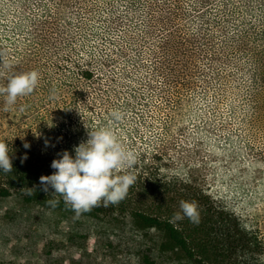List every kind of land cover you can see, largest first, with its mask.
<instances>
[{
	"label": "rangeland",
	"instance_id": "374dc122",
	"mask_svg": "<svg viewBox=\"0 0 264 264\" xmlns=\"http://www.w3.org/2000/svg\"><path fill=\"white\" fill-rule=\"evenodd\" d=\"M81 1L0 0V87L14 74L39 73L35 91L7 110L0 94V140L58 153L86 141L89 130L109 128L136 153L146 147L143 136L156 141L162 131L160 118L139 94L148 93L139 82L146 72L136 83L127 78L150 62L153 40L141 38L146 8L135 17L130 0ZM234 1L260 8L264 17V0ZM44 25L51 28L44 31ZM257 34L264 45V34ZM107 56L114 60L107 62ZM75 61L92 65L100 84L80 80ZM196 82L192 115L202 111L205 122L197 127L196 118L188 119L168 152L264 237V111L260 123L245 122L237 95H231L210 115L212 99L202 100L204 87ZM114 110L122 113L120 121L111 118ZM163 243L162 233L140 232L129 223L77 218L17 197L0 200V264H138L143 255L152 264H189Z\"/></svg>",
	"mask_w": 264,
	"mask_h": 264
},
{
	"label": "trees",
	"instance_id": "16d2710c",
	"mask_svg": "<svg viewBox=\"0 0 264 264\" xmlns=\"http://www.w3.org/2000/svg\"><path fill=\"white\" fill-rule=\"evenodd\" d=\"M128 3L135 17L141 6L146 8L141 38L153 40L154 47L147 52L150 62L136 66V73L127 78L136 83L139 75L146 72L145 80L141 78L139 82H145L148 93L139 94L143 106L151 108L154 117L160 118L162 131L157 133L156 141L148 142L142 137L141 143L145 142L146 147L136 151L135 165L125 170L136 177L125 198L107 207L101 202L81 216L108 225L129 223L140 232H160L165 239L163 249L175 252L189 264H264L262 234L232 211L224 199L214 195L194 173L186 171V166L176 165L167 147L184 132L188 119L196 118L197 127L205 122L202 111H194L192 115L189 99L196 98L192 94L196 81L204 87L202 100L207 96L212 99L207 104L210 115L214 116L217 107L231 95H237L245 122L262 121L264 45L254 38L257 33L264 34L261 9L234 0ZM48 28L51 27L44 25V31ZM119 55H125L124 49ZM107 57V62L114 60ZM256 57L260 60L256 61ZM75 68L80 80L100 84V75L92 65L75 61ZM86 108L92 109V105L87 104ZM0 141L8 145L12 163L11 172L0 171V200L17 197L27 204L75 214L62 198L51 193L50 187L45 192L39 180L55 171L51 162L63 152L25 148L18 141ZM67 151L74 155L72 149ZM49 200L59 203L53 208L47 203ZM182 200L196 204L198 223L187 218L170 222L180 210ZM137 262L152 264L148 255L139 256Z\"/></svg>",
	"mask_w": 264,
	"mask_h": 264
},
{
	"label": "clouds",
	"instance_id": "9594fccd",
	"mask_svg": "<svg viewBox=\"0 0 264 264\" xmlns=\"http://www.w3.org/2000/svg\"><path fill=\"white\" fill-rule=\"evenodd\" d=\"M38 82L39 73L36 70L10 76L6 85L0 87L5 110L7 106L15 105L18 98L31 95ZM111 118L120 121L122 113L114 110ZM87 135L86 141L73 147L74 155L67 150L58 154L60 158L54 159L50 165L55 171L39 178L44 185L43 190L48 192L50 187L51 193L62 198L77 218L101 202L105 207L119 203L136 179L131 172L125 171L135 165L136 155L118 140L111 129L89 130ZM24 147L28 148L29 145L25 144ZM0 171H12L9 148L3 141H0ZM47 203L55 208L59 201L49 200ZM179 208L170 222L184 218L192 223L199 222V213L194 202L182 200Z\"/></svg>",
	"mask_w": 264,
	"mask_h": 264
}]
</instances>
